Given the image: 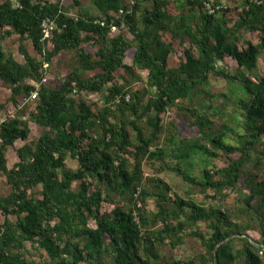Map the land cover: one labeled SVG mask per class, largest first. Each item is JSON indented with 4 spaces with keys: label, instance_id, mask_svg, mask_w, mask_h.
Segmentation results:
<instances>
[{
    "label": "trees",
    "instance_id": "1",
    "mask_svg": "<svg viewBox=\"0 0 264 264\" xmlns=\"http://www.w3.org/2000/svg\"><path fill=\"white\" fill-rule=\"evenodd\" d=\"M92 1L98 13L71 15L61 0H0V80L16 107L39 84L30 118L41 127L37 139L17 149L18 161L8 168L6 150L18 139L27 140L29 127L16 115L0 120V173L10 187L0 195V264H213L215 251L218 264H264V248L245 236L255 223L264 244V175L247 170L251 152L264 142V72H254L264 58V0H242L233 27L227 19L235 12L217 0ZM71 2L78 7L81 0ZM195 8L198 19L190 16ZM47 17L56 24L50 44L42 39L41 21ZM123 25L131 38L122 31L111 35ZM239 30L252 35L240 48ZM12 34L24 62L3 47ZM173 40L180 47L189 44L183 58ZM71 51L74 67L58 86L45 84L44 65ZM225 56L236 63L234 72L217 66ZM136 69L146 72L144 91L150 97L145 104L140 90L126 89L130 81H116L119 71L141 80ZM211 76L228 83L220 95L223 108L234 105L232 114H225L216 132L212 119L199 115L191 125L201 135L178 138L168 155L188 160L187 170L161 163L145 176L143 164L165 160L161 134L166 131L167 146L179 134L175 124L164 128L162 113L192 101ZM74 91L101 94L103 104L74 98ZM206 103L212 107L202 106ZM195 156L202 165L198 177L189 170ZM214 159L224 165L207 166ZM170 171L185 182L182 194L158 176ZM243 188L249 192L240 194ZM225 189L240 194L232 210L205 206L192 196L224 198ZM188 239L198 243L201 255L163 259V246L174 250ZM26 242L37 258H27Z\"/></svg>",
    "mask_w": 264,
    "mask_h": 264
},
{
    "label": "rangeland",
    "instance_id": "2",
    "mask_svg": "<svg viewBox=\"0 0 264 264\" xmlns=\"http://www.w3.org/2000/svg\"><path fill=\"white\" fill-rule=\"evenodd\" d=\"M51 2L55 0H49ZM208 1H216V0H208ZM221 6H229L232 8V13L230 14L229 18L227 19V23L230 27H233L236 24V10L238 8V5L242 2V0H217ZM62 5L67 7L68 9V14L75 15L78 10L81 11H88L91 13H98V10L93 3L92 0H81L80 5L73 6L71 0H61ZM168 9L172 13H176V10L172 6H168ZM190 16L192 19H198L200 18V10L198 8H195L194 10L191 11ZM126 25H123L121 29L118 28H112L111 29V35L114 36L118 34L119 32H125L129 38H131V34L127 31ZM239 38L237 40V47L240 48L241 43L244 41H248L252 39V35L245 31V30H239L238 31ZM165 40H167L166 37H164ZM174 48L178 55L180 57L183 56V48L187 47L189 44L185 42L181 47L178 45V40H173ZM18 45H19V40L18 36L16 34H12L10 37H7L3 40V47L6 50V52L11 53L14 58L18 62H24L23 56L20 54L18 51ZM28 50L30 51L31 54H35V51L31 47L30 43H26ZM82 46L91 52L95 50L94 47L88 45V44H82ZM182 48V49H181ZM172 59V56L170 57V60ZM127 64L131 63V57L126 56L125 59ZM75 65V56L74 52H64L59 54L56 58H54L49 64L46 65V76L44 77L46 81L45 84H50L54 83V85H59L61 80L65 78L66 74L74 67ZM217 66L220 68H223L225 70H228L230 72H234L237 65L236 63L232 60L231 57L225 56L224 60L222 62H218ZM134 72L139 74L141 76V80H138L137 77L135 76H130L129 74L123 73L122 71H119L117 73L116 81L118 84H123V78L125 80L130 81V87H127L126 89L131 90L132 92H135L137 90H140L143 95L142 103L145 104V102L149 99L150 94L146 93L144 91L145 88V81H146V72L140 69H136ZM255 73H263L264 72V58H260L257 63V67L254 71ZM228 83L223 81L221 78H214L213 76L210 77L209 79V84L205 87H202V90L200 88V92H196L195 95L192 98V101H188L187 103L185 102L184 104L180 105L181 108L178 107H169L166 109V112L162 113L161 118H162V123L164 128L169 127L172 128L175 126H178L179 134L174 141V144H171L169 146L166 145L164 142V135L166 134V131L161 134L160 139H159V144L160 148L165 150L164 161H156L155 163H145L143 164V173L145 176L151 175L154 173V165L155 167L160 166L161 163H166L169 166H175V164L179 163L182 169L187 170V165H188V160L184 159H175L173 157H169V153L173 152L175 148L178 146V138L179 137H195V136H200L201 133L197 130V127L195 125H191L195 122L197 116H204V114L209 118L212 119V123L210 124L211 126V131L216 132L220 128V123L224 121L225 114H232L234 110V105L231 103L229 106L226 105L224 108V102L225 99L222 97L220 94L221 93H226V86ZM207 91L211 95L213 94L212 98H207L205 94ZM10 90L1 82L0 80V120H5L13 115L19 116L21 119L25 120L28 124L29 127V135L27 140H16L14 142V145L9 147L6 152V160H7V167L11 168L14 163L18 161V155H17V149L22 146L24 143L31 142L35 139L40 134L41 127L36 125L30 118V112L34 109V101L33 100H26L27 97L23 99V103L20 102L18 103V107L14 106V104L10 100ZM74 98L82 97L84 98L88 103L95 102L98 104V106H102L103 104V99L101 97V94H89V93H77L73 92L72 93ZM129 95V94H128ZM203 102H209L212 107L205 108L207 106V103L203 104ZM184 109H189L190 111H185ZM192 113H196L195 115H192ZM153 114V112H151ZM216 116V119L213 117ZM228 117V116H226ZM214 119V120H213ZM144 125V124H143ZM231 127H234L233 124H230ZM148 130H146L147 132ZM229 138L234 141V136L229 133ZM264 142L260 143L257 145L255 151L251 152L249 156V161L247 163V170H255V173H259L264 175ZM169 157V158H168ZM192 169L190 170V173L194 177H198L200 175L202 165L198 163L199 158L198 157H192ZM209 161V160H208ZM258 161V163H257ZM68 165L70 167H75L76 162L72 160L67 161ZM153 165V166H152ZM224 164L222 161H219L217 159L212 160L211 162L208 163L207 166L210 168L213 166H223ZM161 178H163L166 182L172 185L173 192H177L179 194H182V191H184L187 186L185 185V182L181 179L179 175H177L175 172L170 171V172H161L158 174ZM75 188V184L72 186ZM10 190V187L6 183V179L4 174L0 173V195H6ZM225 194L228 195V197H220L219 195L217 196L216 199H211L208 197H204L202 194L195 192L192 196L193 198L200 202L203 203L205 206L211 207V206H216L219 205L220 207H226L230 210L234 209L237 207V201L239 195L242 194H247L249 192V189L243 188L242 191H234L232 189H225L223 191ZM211 196L212 192L209 193ZM219 197V198H218ZM149 207H153V201H149ZM12 220H15V217H10ZM4 219V216L0 212V223H2ZM244 220V218H243ZM238 222H241V220H238ZM246 222V221H245ZM249 238L252 240L261 243V235L259 234V231L256 229L255 223H253V227H250L246 233ZM162 250V256L163 259L166 258H179L182 260H187L191 258L195 254L201 255L202 249L198 245V243L195 242L194 239H188L187 242L179 247H177L174 250L169 249L167 246H163L161 248ZM24 253L26 254L28 259H33L37 258L38 252L35 251L31 246L30 243L26 242L25 243V249L23 250Z\"/></svg>",
    "mask_w": 264,
    "mask_h": 264
},
{
    "label": "built area",
    "instance_id": "3",
    "mask_svg": "<svg viewBox=\"0 0 264 264\" xmlns=\"http://www.w3.org/2000/svg\"><path fill=\"white\" fill-rule=\"evenodd\" d=\"M12 1H16V0H12ZM205 8L207 9L208 12H213L214 11V8L211 7V5L209 3H205ZM56 24L53 20H51L50 18H44L42 21H41V29H42V33H43V37L42 39L43 40H47V43L50 44L49 42V39L51 38V35H52V30L55 28ZM47 64L44 65V67H46ZM43 81H45L43 79ZM34 87H35V90L31 91L30 92V95L27 97L26 100H35L36 97H37V89L39 87V84L38 83H34L33 84ZM129 95L127 94L125 96V100L128 101L129 100ZM139 190H137V193H138ZM136 193V194H137ZM140 204L138 203V206Z\"/></svg>",
    "mask_w": 264,
    "mask_h": 264
},
{
    "label": "water",
    "instance_id": "4",
    "mask_svg": "<svg viewBox=\"0 0 264 264\" xmlns=\"http://www.w3.org/2000/svg\"><path fill=\"white\" fill-rule=\"evenodd\" d=\"M232 236H234V235H232ZM232 236H231V237H232ZM245 236L251 241L252 244L264 248V244H261V243H258V242H256V241L252 240V239L249 238V236H247V235H245ZM213 264H218L217 253H216V251H215V253H214V263H213Z\"/></svg>",
    "mask_w": 264,
    "mask_h": 264
}]
</instances>
